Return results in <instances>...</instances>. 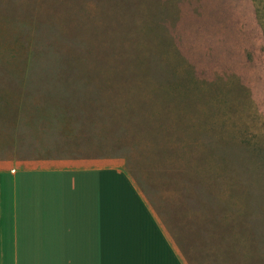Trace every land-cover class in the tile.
<instances>
[{"label":"rangeland","instance_id":"rangeland-1","mask_svg":"<svg viewBox=\"0 0 264 264\" xmlns=\"http://www.w3.org/2000/svg\"><path fill=\"white\" fill-rule=\"evenodd\" d=\"M0 159L119 165L186 264H264V0H0Z\"/></svg>","mask_w":264,"mask_h":264},{"label":"crops","instance_id":"crops-1","mask_svg":"<svg viewBox=\"0 0 264 264\" xmlns=\"http://www.w3.org/2000/svg\"><path fill=\"white\" fill-rule=\"evenodd\" d=\"M0 264H186L123 167L0 159Z\"/></svg>","mask_w":264,"mask_h":264}]
</instances>
